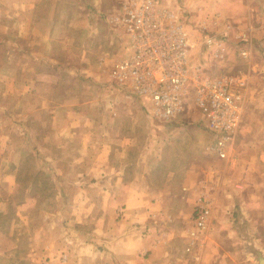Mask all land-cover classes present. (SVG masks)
I'll list each match as a JSON object with an SVG mask.
<instances>
[{
	"label": "rangeland",
	"instance_id": "rangeland-1",
	"mask_svg": "<svg viewBox=\"0 0 264 264\" xmlns=\"http://www.w3.org/2000/svg\"><path fill=\"white\" fill-rule=\"evenodd\" d=\"M47 1L45 9L38 11L41 22L35 24L36 12L21 10L19 0H0V264H67L69 253L75 264H89L86 238L90 236L85 232L93 231L97 224L81 221L77 215L98 211L99 203L78 199L81 188L74 177L88 163L85 134L91 131L98 144L100 130L117 125L111 121L106 125L101 119L106 95L91 72L100 64V52L110 60L127 53L125 41L102 19H96L92 27L81 25L80 15L69 5L72 0L56 1L63 7L53 12L47 10ZM213 1L211 5H217ZM232 1L231 8L240 14L241 6L251 5L252 20L264 24V0ZM175 8L195 40L194 24L199 17L184 10L179 0ZM107 12L103 13L105 19ZM52 15H58L60 21L51 22ZM67 17L78 25L67 28L63 21ZM241 19L243 16L237 21ZM262 34L258 36L264 38V29ZM51 37L57 43H51ZM237 39L224 37L223 59H211V53L195 42L187 59L190 76L198 66L207 74L225 68L248 78L234 164L202 152L191 88L185 113L170 122L150 118L142 101L132 95L123 102L127 104L124 113L132 114L135 121L130 156L154 168L156 184L169 168L179 175L184 160L198 161L197 197L204 192L211 198L206 234L212 233L223 259L208 251L215 264H257L259 254L249 249L248 242L256 248L258 238L264 243V49L257 46L251 56L243 58L239 47L244 42ZM65 98L74 105L72 112V106L62 105ZM128 122L122 119L120 130L128 128ZM59 190L79 202H57ZM176 205L173 202L171 207ZM65 208L71 211V220L65 218ZM94 238L97 241L98 234ZM199 254L201 257L203 250Z\"/></svg>",
	"mask_w": 264,
	"mask_h": 264
},
{
	"label": "crops",
	"instance_id": "crops-1",
	"mask_svg": "<svg viewBox=\"0 0 264 264\" xmlns=\"http://www.w3.org/2000/svg\"><path fill=\"white\" fill-rule=\"evenodd\" d=\"M56 1L58 0H49L50 6L47 10L53 12L63 7ZM117 1L72 0L73 3L69 2V5L75 14L78 12L80 15L81 25L92 27L96 19H102L106 27L124 40L123 31L114 27L107 17ZM177 1L158 0L161 5L171 9L177 6ZM214 1L217 5L213 6L211 0H179L184 10L196 14L199 17L198 20L205 21L209 29L226 32L229 37L233 36L238 38L237 40H242L244 43L241 47L248 52L245 58L251 56L257 46L259 49H264V38L258 36L263 35L264 24L257 25L252 20L251 5L241 6L240 14L231 8L234 6V4L232 6V0H219L224 3L223 5H220L218 0ZM19 2L21 10L36 12L35 24L37 21L41 22V13L38 14V11L45 9L44 5L48 2L47 0H19ZM106 11L108 12L105 19L103 13ZM240 16H243V19L239 23L237 20ZM57 21H60L58 15L56 17L52 15L51 22ZM63 21L67 28L71 25H78L73 20L69 22L68 17ZM256 35L259 38H256ZM50 39L51 43H57L55 38ZM102 53L99 54V60L104 59V64H99L91 72L93 78L100 82L106 95L105 101H102L103 116L101 119L106 125L110 121L118 125L122 119H126L127 122L129 120V127L120 130L119 125L113 128L110 125L105 126L97 136L101 141V143L97 141L98 144H94L93 140L96 137L91 131L85 134L83 147L85 148L84 153L88 155V163L78 169L80 174L77 173L78 175L74 177L76 180L74 183L78 189L81 188V198H78L81 202L99 203L98 211L95 209L94 213H87L84 216L77 215V219L81 221L89 219L97 224L93 231L85 232L90 236L86 238L89 239L86 248L87 256H90L89 264H215L212 262L213 258H209L207 253L210 250L215 251L214 257L222 261L218 253L220 248L211 239L212 233L210 232L205 235L199 248L195 249V254L198 256L196 260L184 254L185 237L190 228L192 209L197 199L198 161L196 159L184 160L179 175H176L175 168H169L161 183L156 184L152 173L154 168L141 159L133 160L130 156L133 141L131 129L135 121L132 114L124 113L127 104L123 103L129 98L122 90L109 85L110 77L106 66L110 63V59L103 58L105 55ZM69 100L65 98L62 105L72 106L70 109L72 112L75 107L68 102ZM80 104L82 103H78ZM200 138L202 148V131ZM201 150L205 154L214 156L203 148ZM174 178H177V181ZM55 199L62 204L79 202L77 198L73 199L63 190L58 191ZM173 202L177 204L174 209L171 207ZM64 210L66 211L65 218L71 220V211L66 208ZM158 226L162 228L159 230ZM94 233L98 234L97 241ZM179 240L181 259L177 254ZM260 241L261 239L258 238L257 247L264 250V243ZM200 250H203L201 257ZM67 257V264H75L71 260V253L67 254Z\"/></svg>",
	"mask_w": 264,
	"mask_h": 264
},
{
	"label": "built area",
	"instance_id": "built-area-1",
	"mask_svg": "<svg viewBox=\"0 0 264 264\" xmlns=\"http://www.w3.org/2000/svg\"><path fill=\"white\" fill-rule=\"evenodd\" d=\"M178 10L163 6L158 0L115 3L108 19L123 31L127 53L110 60L106 66L109 85L140 99L149 117L162 122L173 121L185 113L191 88L204 150L234 164L248 78L242 72L225 68L218 74H207L198 66L190 76L187 59L194 42L210 52L211 59H223L226 55L223 40L227 34L198 21L192 40ZM239 55L245 58L248 52L240 47ZM100 64H104V59ZM210 215L211 198L201 192L192 209L184 245V254L193 260L198 258L195 249L205 237Z\"/></svg>",
	"mask_w": 264,
	"mask_h": 264
},
{
	"label": "water",
	"instance_id": "water-1",
	"mask_svg": "<svg viewBox=\"0 0 264 264\" xmlns=\"http://www.w3.org/2000/svg\"><path fill=\"white\" fill-rule=\"evenodd\" d=\"M248 247L250 250L252 251H256L257 254H259L258 258H257V264H264V253L262 254V250L260 248H256L251 242H248Z\"/></svg>",
	"mask_w": 264,
	"mask_h": 264
}]
</instances>
